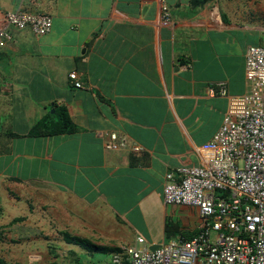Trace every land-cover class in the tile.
<instances>
[{
  "label": "crops",
  "instance_id": "obj_1",
  "mask_svg": "<svg viewBox=\"0 0 264 264\" xmlns=\"http://www.w3.org/2000/svg\"><path fill=\"white\" fill-rule=\"evenodd\" d=\"M0 10L53 22L45 36L10 28L0 47V264H115L77 245L52 261L63 231L110 247L160 245L166 222L194 237L199 211L164 203L165 175L200 165L197 148L246 93L260 25L229 0H0ZM61 108L75 133L29 135ZM112 133L118 150L105 147Z\"/></svg>",
  "mask_w": 264,
  "mask_h": 264
},
{
  "label": "built area",
  "instance_id": "obj_2",
  "mask_svg": "<svg viewBox=\"0 0 264 264\" xmlns=\"http://www.w3.org/2000/svg\"><path fill=\"white\" fill-rule=\"evenodd\" d=\"M169 22L163 6L162 24ZM52 25L46 14L0 10V47L11 40L10 28L29 27L45 36ZM245 70L247 91L229 98L222 126L212 141L197 148L200 165L165 175L164 203L198 209L197 234L164 240L155 251L139 237L143 246L121 247L122 253L113 255L115 264H264V45L248 46ZM218 87V94L227 96L225 84ZM211 93L217 94L214 89ZM109 138L108 150L124 144L116 133ZM133 151L141 148L134 146Z\"/></svg>",
  "mask_w": 264,
  "mask_h": 264
},
{
  "label": "trees",
  "instance_id": "obj_3",
  "mask_svg": "<svg viewBox=\"0 0 264 264\" xmlns=\"http://www.w3.org/2000/svg\"><path fill=\"white\" fill-rule=\"evenodd\" d=\"M77 131L76 126L71 121L65 108L55 109L53 114H49L37 121L31 128L29 135L31 137H52L62 134H73ZM174 226L166 222L165 224V239L174 235ZM62 240L68 245H77L82 248H87L95 252L101 253H122L121 247L103 246L93 243L92 241L75 236L68 231L60 233ZM181 237L190 239L192 237L180 234Z\"/></svg>",
  "mask_w": 264,
  "mask_h": 264
},
{
  "label": "rangeland",
  "instance_id": "obj_4",
  "mask_svg": "<svg viewBox=\"0 0 264 264\" xmlns=\"http://www.w3.org/2000/svg\"><path fill=\"white\" fill-rule=\"evenodd\" d=\"M229 2L231 3V6L233 7V9L237 12L239 16L252 20L255 25L259 24L261 31H262L261 36L264 37V0H229ZM187 234L188 233H185L184 235H187ZM180 237H181L180 234H176L175 236L165 239V243H168L172 240H179ZM163 241L164 240L162 238L161 244L163 243ZM54 243L57 244L55 246L56 248H59L60 246L59 243H62L63 245L60 246L62 250L61 252H57L59 254L53 253L50 259L52 261H55V260H58L59 258L60 259L65 258L66 255L68 254V246H67L68 244L62 241V239H59L58 241H55Z\"/></svg>",
  "mask_w": 264,
  "mask_h": 264
},
{
  "label": "water",
  "instance_id": "obj_5",
  "mask_svg": "<svg viewBox=\"0 0 264 264\" xmlns=\"http://www.w3.org/2000/svg\"><path fill=\"white\" fill-rule=\"evenodd\" d=\"M52 113H54V111H52ZM159 247H160V245H152V246L150 247V250L155 251V250L158 249Z\"/></svg>",
  "mask_w": 264,
  "mask_h": 264
}]
</instances>
